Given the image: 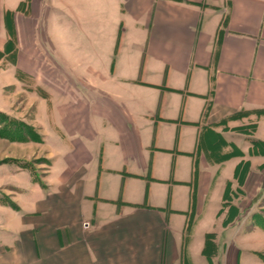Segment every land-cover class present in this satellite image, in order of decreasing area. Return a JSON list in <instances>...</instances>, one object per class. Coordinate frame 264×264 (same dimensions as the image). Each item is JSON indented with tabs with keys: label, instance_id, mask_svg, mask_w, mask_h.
<instances>
[{
	"label": "crops",
	"instance_id": "obj_1",
	"mask_svg": "<svg viewBox=\"0 0 264 264\" xmlns=\"http://www.w3.org/2000/svg\"><path fill=\"white\" fill-rule=\"evenodd\" d=\"M7 25L13 80L40 85L35 112L58 146L49 193L23 208L42 220L37 242L27 225L31 252L56 249L58 264H264V229L242 213L264 193V0H0V49ZM159 128L189 172L174 163L168 185L148 162L145 186L149 139L170 155ZM243 160L255 187L225 199Z\"/></svg>",
	"mask_w": 264,
	"mask_h": 264
},
{
	"label": "rangeland",
	"instance_id": "obj_2",
	"mask_svg": "<svg viewBox=\"0 0 264 264\" xmlns=\"http://www.w3.org/2000/svg\"><path fill=\"white\" fill-rule=\"evenodd\" d=\"M15 57V45L13 39H11L8 48L0 49V264H58L63 258L61 259L56 255V249L53 253L51 252L52 255L48 254L46 259L41 254L36 256L31 252V249L34 250L32 236L26 229L28 223L29 226L34 224V241L37 242V234L42 228V220L36 219L37 221L32 222L30 218V222H27V215L23 208L40 203L42 201L40 192H48V173L54 163V158L57 156L55 150L58 146L47 143L40 126V114L35 112L36 105L33 96H41L40 85H36L33 80L17 71L15 76L20 80L17 84L13 80ZM38 96L37 98H39ZM244 129L243 131L247 129L250 132L251 125L247 124ZM160 131L159 128L157 144L168 145L171 148L168 152L170 155L166 158L159 156V150L152 148V142L149 139V148L146 153L147 169L141 174L145 186L146 182L151 180L150 170L148 173V162L152 163L153 177L157 175L162 176L164 179L166 177L168 185H174V180L171 179V169L174 167V163H176L177 173L189 172L188 163H186L187 168H185L186 160L184 158H180L176 162L177 157L174 156H177V153L172 147V141L164 136L161 137ZM245 146L243 145L244 149H246ZM227 148L229 149V147ZM216 154H213V156ZM213 156L209 162L214 161L215 157ZM225 156L228 157V155ZM245 156L248 155L245 154ZM216 163H220V161ZM239 166L240 169L237 175L226 183V189L228 186L232 197L244 195V185H247L246 189L249 191L255 187L257 179L255 177L247 178L250 168L248 160L241 161ZM158 171H166V173L161 174ZM197 171L198 167L195 164V172L197 173ZM183 177L177 175L175 179ZM38 192L40 195H38ZM231 195L229 196L231 197ZM258 199L259 202H256L252 210L250 207L242 210L243 214H248L251 218L252 225L255 224L253 218L261 217L264 219V193ZM224 211L227 214L225 221L234 219L238 214L235 207L223 208L221 213H224ZM251 223L249 222L245 227L250 228ZM189 232L190 223L187 230H185L186 240L189 238ZM213 250L212 247L208 248V252ZM16 253L17 257H15ZM44 259L47 261H44Z\"/></svg>",
	"mask_w": 264,
	"mask_h": 264
},
{
	"label": "trees",
	"instance_id": "obj_3",
	"mask_svg": "<svg viewBox=\"0 0 264 264\" xmlns=\"http://www.w3.org/2000/svg\"><path fill=\"white\" fill-rule=\"evenodd\" d=\"M7 28H8L9 40L6 43L5 48L6 47L8 48V45L10 44L11 39H14V33H13L12 29L10 28L9 25H7ZM13 44H14V42H13ZM244 114H246V113H241L240 115H244ZM255 114L257 116L264 115V109L263 110L256 111ZM239 169H240V166H238L236 168V170H235V176L237 175ZM228 197H229V190H228V186H227V189L225 191V199H227ZM232 220L229 219V220L225 221V223H228V222H230ZM253 222L255 223V224L253 223L254 225L259 226V227H261V228L264 229V219L263 218H261V217H259L257 219L253 218ZM213 240H214L213 234H207L205 236V245H204V249H203V254L207 257L208 260H211V257L215 253V250H216L215 244H214ZM209 247L214 248V250L212 252H208V248ZM185 264H188L187 261H186V259H185Z\"/></svg>",
	"mask_w": 264,
	"mask_h": 264
}]
</instances>
